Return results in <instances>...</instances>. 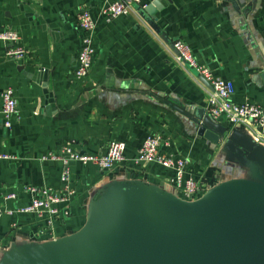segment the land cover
I'll list each match as a JSON object with an SVG mask.
<instances>
[{
  "label": "crops",
  "instance_id": "0c3cea01",
  "mask_svg": "<svg viewBox=\"0 0 264 264\" xmlns=\"http://www.w3.org/2000/svg\"><path fill=\"white\" fill-rule=\"evenodd\" d=\"M107 1L0 0V33L15 31L26 53L10 57L12 45L0 41V94L11 88L18 110L9 129L0 116V207L28 206L25 186L58 191L61 164L46 157L63 148L99 155L109 142L120 141L126 159L110 172L71 163L70 214L51 227L33 214L1 216L0 262L80 230L94 200L111 185L142 183L176 193L168 182L174 171L132 162L151 134L163 141L161 155L188 161L184 178H192L202 196L230 181L264 182L253 165L227 152L225 143L197 135L193 112L207 113L213 90L186 63L176 62L172 48L183 42L213 77L233 82L234 103L264 108V0H143L129 15L106 23L99 9ZM154 3L159 5L155 25L166 41L141 15ZM80 8L96 22L92 67L83 82L73 77L82 49ZM214 121L227 127L229 136L237 131L252 147L264 149V132L257 143L258 129ZM8 194L15 198L6 202Z\"/></svg>",
  "mask_w": 264,
  "mask_h": 264
},
{
  "label": "water",
  "instance_id": "95a60500",
  "mask_svg": "<svg viewBox=\"0 0 264 264\" xmlns=\"http://www.w3.org/2000/svg\"><path fill=\"white\" fill-rule=\"evenodd\" d=\"M158 6L141 15L166 41L155 25ZM260 78L264 88V71ZM193 115L198 136L225 143L264 181L263 148L252 147L237 131L229 136L203 109ZM0 264H264V182L222 183L194 201L142 183H117L94 200L80 230Z\"/></svg>",
  "mask_w": 264,
  "mask_h": 264
},
{
  "label": "built area",
  "instance_id": "2783aa9c",
  "mask_svg": "<svg viewBox=\"0 0 264 264\" xmlns=\"http://www.w3.org/2000/svg\"><path fill=\"white\" fill-rule=\"evenodd\" d=\"M143 0H108L99 9V15L106 23H110L119 17L127 16L131 13L134 5H139ZM77 27L82 31V49L79 51L73 77L76 81L83 82L87 79L93 60V35L96 22L91 18L88 11L80 8L76 15ZM0 41L12 45L8 51V56L22 58L26 53L19 45V36L13 30H6L0 33ZM176 51L175 60L177 63L184 62L189 68L203 77L212 87L213 93L206 101V111L210 118L221 120L229 127L251 126L257 131L256 142L261 143L264 132V108L259 104L250 101L234 103L232 101L235 93L233 82L220 78H215L210 70L198 63L192 55L190 49L181 41L172 43ZM0 116L5 128H11L12 121L18 116L17 103L11 88H5L0 94ZM163 141L157 134L148 135L143 145L138 151V156L132 160L136 165L140 163H156L167 170L174 171V175L169 179V184L176 187V193L181 199L194 201L202 196L199 185L192 179L184 178V168L188 161L186 159L173 160L161 155L159 148ZM264 145V142L262 143ZM125 143L111 141L105 151L99 155L80 154L70 148H63L59 154L49 155L51 161L61 164L59 177L60 189L53 191L48 188H38L25 186L23 191L31 196L28 206L9 209L0 207L1 216H11L19 214H33L37 218L45 220L51 227L53 223L61 218L69 216L70 203L75 196V190L71 185V163H79L83 166L93 165L99 170L110 172L122 165L125 159ZM44 158V159H46ZM4 200L9 201L15 198V194L5 195Z\"/></svg>",
  "mask_w": 264,
  "mask_h": 264
}]
</instances>
